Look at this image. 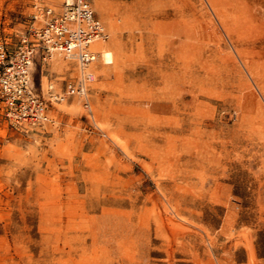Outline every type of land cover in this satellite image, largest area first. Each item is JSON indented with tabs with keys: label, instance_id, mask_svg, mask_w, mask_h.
<instances>
[{
	"label": "rangeland",
	"instance_id": "374dc122",
	"mask_svg": "<svg viewBox=\"0 0 264 264\" xmlns=\"http://www.w3.org/2000/svg\"><path fill=\"white\" fill-rule=\"evenodd\" d=\"M89 1L90 107L17 128L0 96V264H264V0ZM62 2L0 0V35ZM78 75L40 53L32 89Z\"/></svg>",
	"mask_w": 264,
	"mask_h": 264
},
{
	"label": "built area",
	"instance_id": "2783aa9c",
	"mask_svg": "<svg viewBox=\"0 0 264 264\" xmlns=\"http://www.w3.org/2000/svg\"><path fill=\"white\" fill-rule=\"evenodd\" d=\"M34 22L21 44L11 48L0 35V96L11 124L17 128L45 127L55 121L49 108L69 95L83 97L89 108L88 86L94 79L91 66L102 55L96 43L107 42L110 34L89 0H63L59 10L35 5ZM59 53L74 61L79 75L66 82L65 90L40 96L32 89V68L38 54Z\"/></svg>",
	"mask_w": 264,
	"mask_h": 264
},
{
	"label": "bare ground",
	"instance_id": "6f19581e",
	"mask_svg": "<svg viewBox=\"0 0 264 264\" xmlns=\"http://www.w3.org/2000/svg\"><path fill=\"white\" fill-rule=\"evenodd\" d=\"M104 52V53H103ZM104 54V57H105V60L107 63H110L111 62V59H112V52L109 51V50H102V55Z\"/></svg>",
	"mask_w": 264,
	"mask_h": 264
}]
</instances>
